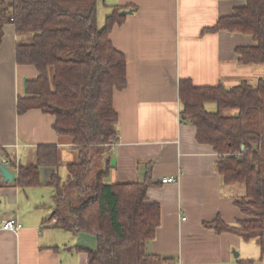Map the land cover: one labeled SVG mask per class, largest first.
Returning a JSON list of instances; mask_svg holds the SVG:
<instances>
[{"label": "crops", "instance_id": "crops-1", "mask_svg": "<svg viewBox=\"0 0 264 264\" xmlns=\"http://www.w3.org/2000/svg\"><path fill=\"white\" fill-rule=\"evenodd\" d=\"M244 4L245 0H98V24L103 25L113 7L130 11L109 34L125 57L126 85L113 94L118 140L112 148L108 181H141L145 175L152 181L146 198L159 203L161 220L146 250L166 258L159 264H239V259L264 264L255 240L217 233L207 224L217 216L227 223L246 218L234 203L243 189L223 185L215 169L218 154L212 145L198 142L195 126L181 119L178 96L182 78L196 86L230 87L264 77V65H241L237 60L235 47L252 45L250 34L204 31ZM23 36L13 23L4 24L0 163L5 152L22 164L32 163L40 144L57 145L61 163L42 166L41 184L29 187L16 185L15 169L4 164L13 178L4 180L0 172V223L15 217L21 227L16 232L0 227V264H89L86 249H95L96 237L56 225L54 192L46 185L49 175H60L73 158V148L53 129L52 114L39 109L16 111L24 79L37 75L33 65L16 63L15 45ZM165 176H176L177 181L162 183Z\"/></svg>", "mask_w": 264, "mask_h": 264}, {"label": "trees", "instance_id": "trees-1", "mask_svg": "<svg viewBox=\"0 0 264 264\" xmlns=\"http://www.w3.org/2000/svg\"><path fill=\"white\" fill-rule=\"evenodd\" d=\"M98 0H0V43L5 23L25 38L15 45L18 64L33 65L34 78L23 81L16 100L18 114L39 109L54 116L53 129L67 138L77 159L66 164L62 179L52 172L46 185L53 189L56 225L96 237L95 249H86L89 264H159L166 260L150 254L147 243L155 236L161 211L147 201L152 181L109 182L112 148L118 140L113 94L126 85L125 57L109 38L124 15L113 7L98 26ZM12 18V20H11ZM247 33L253 44L235 47L241 65H264V0H245L243 6L220 16L205 32ZM23 36V37H24ZM180 116L196 128V140L213 146L219 156L215 169L225 186L242 185L234 203L246 218L227 223L217 216L207 223L217 233L229 232L255 240L264 256V77L196 86L178 82ZM216 104L207 111L205 103ZM235 110L236 114L230 113ZM225 111L228 113L224 114ZM243 145V148H241ZM7 164L16 171L15 184H41L42 166L58 167L60 149L40 144L35 160L22 164L7 152ZM255 259H239L253 264Z\"/></svg>", "mask_w": 264, "mask_h": 264}, {"label": "built area", "instance_id": "built-area-1", "mask_svg": "<svg viewBox=\"0 0 264 264\" xmlns=\"http://www.w3.org/2000/svg\"><path fill=\"white\" fill-rule=\"evenodd\" d=\"M12 20V18H11ZM1 162L3 164H7V159H2ZM177 177L176 176H165L161 178L162 183H170V182H176ZM0 227L3 230H11V231H18L21 227V224L15 217H9L7 219H4L0 223Z\"/></svg>", "mask_w": 264, "mask_h": 264}, {"label": "rangeland", "instance_id": "rangeland-1", "mask_svg": "<svg viewBox=\"0 0 264 264\" xmlns=\"http://www.w3.org/2000/svg\"><path fill=\"white\" fill-rule=\"evenodd\" d=\"M3 1H8V0H3ZM98 26L100 27V26H102V24H98ZM256 80L257 79H251L250 80V82L251 83H255L256 82ZM205 109H207V110H215L216 108H215V104H214V102H212V101H208V102H206L205 103ZM226 113H228V111H225L224 112V114H226ZM77 159V156H76V150L75 149H73V158L72 159H69L70 160V162L71 161H74V160H76ZM64 162H68V161H64ZM62 172V173H61ZM60 176H62V178L63 179H65L66 178V176H67V168H66V165H64V167H62V171H61V169H60ZM239 185V184H238ZM242 186V185H241Z\"/></svg>", "mask_w": 264, "mask_h": 264}, {"label": "water", "instance_id": "water-1", "mask_svg": "<svg viewBox=\"0 0 264 264\" xmlns=\"http://www.w3.org/2000/svg\"><path fill=\"white\" fill-rule=\"evenodd\" d=\"M127 12H130L129 10H121L119 11V14H126ZM241 148H243V145H241ZM0 172L4 180L11 181L13 178V173L3 164L0 163ZM237 255V253H235Z\"/></svg>", "mask_w": 264, "mask_h": 264}]
</instances>
